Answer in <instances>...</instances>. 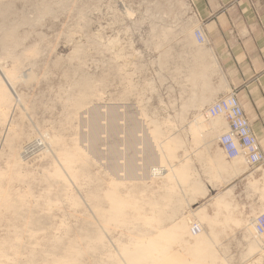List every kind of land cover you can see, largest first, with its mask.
Instances as JSON below:
<instances>
[{
	"label": "rangeland",
	"instance_id": "rangeland-1",
	"mask_svg": "<svg viewBox=\"0 0 264 264\" xmlns=\"http://www.w3.org/2000/svg\"><path fill=\"white\" fill-rule=\"evenodd\" d=\"M1 2L12 4V11L6 18L0 16V38L8 31L5 25H15L17 45L0 42V169L4 191L15 199L21 217L15 227L10 213L0 207V264L72 263L68 245L55 251L61 238L77 242L81 264L214 263L210 258H217V251L208 235L213 237L212 232L217 234L219 225L226 223L211 226L204 219L201 209L207 199L195 196L191 186L202 182L200 155L221 151L219 136L206 138L214 141L206 150V140L201 142L195 129L196 119L209 105L184 119L161 116L156 109L158 86L161 93L166 80L161 77L162 62L172 58L175 46L190 44L191 34L197 45L194 30L199 22L190 1ZM2 73L19 100L11 96ZM72 97H84L78 108L67 102ZM154 130L160 133L158 140ZM6 134L21 137L16 143L21 151L36 139L59 140L53 146L44 142L47 150L34 149L17 174L10 153L6 155ZM172 134L176 138L171 139ZM72 150L79 160L68 163ZM187 163L192 168L189 176L183 171ZM207 167L211 169L210 163ZM156 168L167 169V176L156 174ZM112 191L133 202L124 224L107 223L95 209L99 204L110 209L107 194ZM168 194L180 205L175 212L174 202L164 199ZM259 199L264 205L262 194ZM161 209L166 213H157ZM253 217L243 219L245 225L223 230L247 236L246 223ZM193 222L204 231L194 234Z\"/></svg>",
	"mask_w": 264,
	"mask_h": 264
},
{
	"label": "crops",
	"instance_id": "crops-1",
	"mask_svg": "<svg viewBox=\"0 0 264 264\" xmlns=\"http://www.w3.org/2000/svg\"><path fill=\"white\" fill-rule=\"evenodd\" d=\"M189 1L195 22L203 25L206 43L193 45L191 34L190 44L175 46L172 58L162 62L161 77L166 80L161 93L158 86L157 112L184 119L234 92L264 151V0ZM157 67L159 70L160 66ZM219 119L214 127L215 136L228 129L226 121ZM200 156L204 166L199 194L207 199L202 207L204 219L230 222L219 227L222 233L217 231L216 237L209 236L218 256L210 258L215 261L212 264H264V255L252 252L258 243L256 237L223 230L236 227L234 220L255 217L264 210L259 199L261 194L264 199V163L251 167L242 157L228 159L222 149L215 156ZM226 206L232 209L228 211Z\"/></svg>",
	"mask_w": 264,
	"mask_h": 264
},
{
	"label": "bare ground",
	"instance_id": "bare-ground-1",
	"mask_svg": "<svg viewBox=\"0 0 264 264\" xmlns=\"http://www.w3.org/2000/svg\"><path fill=\"white\" fill-rule=\"evenodd\" d=\"M3 1V0H2ZM2 3V2H1ZM0 3V16L1 15H4V16H2V19H3V17H7L10 13H11V11H12V4H8V3H2L1 4ZM7 15V16H6ZM13 23V22H12ZM7 24V23H6ZM3 25H5V24H3ZM5 26H7V29H8V31L6 32V30H4L5 31V34H4V37H2V38H0V42H1V44L4 46V45H6L7 44V42L9 41L10 43L7 45V46H9L10 45V47H12L13 46V44L14 45H17V43L15 42V37H13V32H14V30L16 29L15 28V25H5ZM5 26H3V27H5ZM2 29V28H1ZM4 29V28H3ZM195 39V38H194ZM195 41H196V43L197 44H200V43H198L197 42V40L195 39ZM15 42V43H14ZM202 44H200V46H201ZM203 45H205V44H203ZM9 49V48H8ZM196 52V51H195ZM197 53L199 54V55H202V53H201V50H198L197 51ZM205 53H207V51H205ZM196 54V53H195ZM206 55V54H205ZM211 55V54H210ZM197 56V55H196ZM208 56V55H207ZM199 57V56H198ZM203 57V56H202ZM205 58V57H204ZM208 58V57H207ZM199 59V58H198ZM197 59V60H198ZM201 59H203V58H201ZM206 59V58H205ZM204 60V59H203ZM205 61V60H204ZM200 62H202V61H200ZM203 63V62H202ZM201 63V64H202ZM203 65V64H202ZM202 65H201V67H202ZM203 68V67H202ZM195 69V68H194ZM193 69V70H194ZM197 69V68H196ZM194 71H196V70H194ZM201 71H203V70H201ZM200 71V72H201ZM193 72V71H192ZM199 72V73H200ZM201 73H203V72H201ZM193 74V73H192ZM194 74H195V72H194ZM193 74V75H194ZM198 74V73H197ZM2 75H3V79H4V81L6 82V83H8V86L10 87V90H11V93H12V95L11 96H13L14 97V99H18L19 100V96L17 95V93L15 92V90H14V88H13V84H11V81L9 80V78L6 76V74L4 75L3 73H2ZM202 76V75H201ZM195 77V76H194ZM2 92V91H1ZM10 93V94H11ZM6 94V93H5ZM4 94V95H5ZM8 94V93H7ZM10 96V95H9ZM4 97V96H3ZM85 97V99H86V96H84ZM84 97H72L71 99H69V100H67V102H69L70 103V106H74V107H76V108H78L79 106H80V104L83 102V98ZM11 99H12V97H10ZM4 100L6 99L5 97L3 98ZM2 99V100H3ZM7 99H8V97H7ZM21 99V98H20ZM15 102V101H14ZM20 104V103H19ZM67 104V103H66ZM69 105V104H68ZM10 110H11V108H10ZM11 112V111H10ZM6 113V112H5ZM1 114H3V113H1ZM7 114V113H6ZM200 114H202V113H200ZM4 115V114H3ZM206 116V115H205ZM204 115L203 116H199L198 117V119H196V121H195V129H197L196 131H198V135H200L201 136V138L204 140V141H202L201 139H200V137L198 138L197 136V138L196 139H200L201 140V142H205V140H206V142H205V147H206V145L208 146V143H213L214 141H209L208 142V140L209 139H211L212 140V138H215V132H214V127H215V125H216V123H217V121L215 122V121H213L211 124H206L207 122H206V117H205ZM1 117V116H0ZM218 119V118H217ZM12 123H13V118H12V116H10V115H8V122H7V125L8 126H11L12 125ZM209 123V122H208ZM7 128V127H6ZM35 130V129H34ZM191 131H193V132H195V133H197L196 131H194V130H191ZM154 132H155V136H154V139H156V140H158L159 139V135H160V133L157 131V130H154ZM193 132H192V134H193ZM193 135H197V134H193ZM192 135V137H194L195 138V136H193ZM55 136V135H54ZM5 137H7L6 138V140H7V144L9 145H7L8 146V148L10 149V151L8 152V153H6V155H7V157H8V154H9V163H10V165H13V167L12 168H15L16 169V173L17 174H20V173H22V171H20V169H22V166L24 165L23 164V161L26 159V158H28L29 157V155L32 153V151L34 150V149H38V148H41V149H43V148H45L46 146H45V143H47L49 146H53L54 144H56L57 142H58V140H59V138H58V140L56 139V138H50L49 136H48V139H47V137H44V139H36V140H34V141H32L31 142V144H29V145H26V146H24V148H23V150L21 151V149L22 148H18V149H20V150H18L17 149V146H18V144H16L19 140H21L20 138L21 137H19V136H15V135H12V136H7V134H6V136ZM31 137V136H30ZM57 137V136H56ZM173 138H176V136H174L173 134H172V136H171V139H173ZM194 138H193V141H194ZM208 140H207V139ZM196 139H195V142H197L196 144L198 145V141H196ZM25 142V141H24ZM45 142V143H44ZM17 145V146H16ZM42 145H44V146H42ZM201 145V144H200ZM199 145V146H200ZM209 146L211 147V145L209 144ZM204 147V148H205ZM210 147H209V149H208V151L210 150ZM1 148V147H0ZM4 148V147H3ZM8 149V150H9ZM36 149V150H37ZM48 148H45V150H47ZM201 150V149H200ZM203 150V149H202ZM206 150H207V147H206ZM37 151H39V150H37ZM51 151V150H50ZM163 151V153H164V150H162ZM44 152V151H43ZM201 152H203V151H201ZM200 152V153H201ZM2 152H0V154H1ZM46 153H47V151H46ZM5 154V153H4ZM56 154V153H55ZM1 155H3V154H1ZM1 155H0V157H1ZM53 157V156H52ZM2 160V159H1ZM76 160H79V154L76 152V151H74V150H72V151H69L68 153H67V162L68 163H71V162H75ZM190 161H192L191 159H190ZM62 164H65V162H61ZM8 164V163H7ZM191 164V163H190ZM10 165H8L9 167H11ZM28 166V165H27ZM191 166V165H190ZM189 166V164L187 163V164H185V166L183 167V171H184V173L187 175V176H189V172H190V170H192V168ZM17 168H18V170H17ZM162 168V167H161ZM11 169V168H10ZM1 170H2V168L0 169V207H3L4 209H6L7 211H8V213H10V221L12 222V224H13V226H15L16 227V224H17V221H18V219L21 217V210L17 207V203H16V201H15V199L12 197V196H10L6 191H4V187L2 186V181H3V174H2V172H1ZM12 170V169H11ZM65 170H67V168L65 169ZM161 169L160 168H156V169H154V171L156 172V174H159V175H164V176H167V169H163L162 171H160ZM14 172H15V170H14ZM154 172V173H155ZM68 173H69V171H68ZM167 173V174H166ZM174 174V173H173ZM66 174L64 173V176H65ZM63 175L61 174V177H62ZM83 176V175H82ZM174 176H176L175 174H174ZM88 177V176H87ZM90 178V177H89ZM65 179H66V177H65ZM70 179H73V177H70ZM74 179H75V177H74ZM176 179H178L177 177H176ZM67 182V181H66ZM90 182V181H89ZM168 185V184H167ZM164 186V185H163ZM191 186H193V189H195L194 191V195L195 196H197L198 194H199V192L201 191V189H202V187H200V186H198V184H197V182H193L192 184H191ZM167 187V189H171L172 190V185L170 184V185H168V186H166ZM95 194V193H94ZM93 194V195H94ZM169 194H171V192L169 191ZM169 194L167 195V196H169ZM174 194V193H173ZM98 195V194H97ZM100 195V194H99ZM96 196V195H95ZM167 196H166V198L164 197V199H174L173 197H171L172 196V194H171V196H169L168 198H167ZM177 196V195H176ZM107 197H108V199L110 200V204H111V206H110V209H108V210H106V209H104L102 206V208L99 206V205H97L96 207H95V209L96 208H98L96 211L97 212H99V211H101V212H99L100 213V217L101 218H104L103 220L104 221H106L107 220V223L109 222V223H111V222H114V223H121V224H124V223H126V222H128V220H127V216H126V209L127 208H130V205H132V201H130V200H128V198L127 197H125V196H123V195H118V194H116V192H111L110 194L108 193L107 194ZM99 199L100 200V202H98V203H101V199H100V197L99 196H97L96 197V199ZM104 199V198H103ZM174 203H172V205H173V211L175 212L177 209H178V207L180 206L179 205V203H177V204H175V201L174 200H172ZM179 201V200H178ZM76 202V201H75ZM79 202H76L75 204H77V205H79L78 204ZM180 203H181V201H180ZM175 204V205H174ZM179 205V206H178ZM182 205V204H181ZM178 206V207H177ZM100 207V208H99ZM177 208V209H176ZM95 209H94V212H95ZM225 209L226 210H231L232 209V207H230V206H226L225 207ZM102 210H105V211H102ZM142 209L141 208H138L137 209V211L139 212H142L141 211ZM202 210V212H203V215H204V211H203V208L201 209ZM219 210H220V207H219ZM163 211H164V209H163ZM162 211V209L159 211V212H157V213H159L160 214V212L162 213L163 212ZM173 211H171L170 213H168V215H169V217H171V214H173ZM221 211V210H220ZM219 211V212H220ZM97 212H96V214H97ZM140 212H139V214H140ZM99 213H98V215H99ZM143 213V212H142ZM164 213H166L165 211H164ZM94 214V213H93ZM141 215V214H140ZM194 215L198 218V214H196V213H194ZM230 216V215H229ZM232 216V215H231ZM97 217H99V216H97ZM101 218H99L100 220H101ZM87 220V219H86ZM97 220H98V218H97ZM102 221V220H101ZM100 221V222H101ZM207 221H208V223L212 226V224H215V223H219L220 221L216 218V219H209V218H207ZM238 220H234V223L236 224V226L238 225H245L244 224V222H246V221H239V222H237ZM89 224L91 223V220H89L88 219V221H87ZM99 222V221H98ZM103 222V221H102ZM228 222L229 221H226V224H228ZM106 223V222H105ZM221 223H223V222H220V224ZM224 223H225V221H224ZM230 223V222H229ZM86 224V223H85ZM88 224V225H89ZM92 224V223H91ZM102 224V223H101ZM234 224V225H235ZM247 225V230H248V235L247 236H249V233L250 234H252V235H254V237H255V233H254V229H253V226H252V220L251 221H249L248 220V223H246ZM100 225V224H99ZM103 225V224H102ZM101 225V226H102ZM222 225V224H221ZM249 225H250V227H249ZM217 226V225H216ZM219 227H220V225H219ZM102 228H104L103 226H102ZM106 228V227H105ZM211 228V227H210ZM213 228V227H212ZM218 228V227H217ZM216 227H214V229H217ZM250 228V229H249ZM204 229V228H203ZM202 229V231H204ZM213 229V230H214ZM219 229V228H218ZM220 229H221V227H220ZM212 230V231H213ZM85 231V230H84ZM201 231V232H202ZM217 231H219L220 233H222L221 232V230H217ZM216 231V232H217ZM87 232H89V229H87ZM13 233L14 234H18V232H17V230H16V228H14V231H13ZM213 234V236H215L216 237V235L218 234H216L214 231L212 232ZM219 233V234H220ZM199 234V233H198ZM208 237H209V235H208ZM217 238H218V236H217ZM219 239V238H218ZM217 239V240H218ZM220 240V239H219ZM256 240H258V243L256 244L257 246H256V248H254L253 249V253L255 254H257V253H259V255H261V256H263L264 255V244H263V242L260 240V239H257L256 238ZM67 241H65V239L64 238H61L57 243H56V245L54 246V248H55V251H56V249H59V248H61V247H63V246H65V245H68L69 247H70V249H69V251H68V253H69V255H70V258H72V263H69V262H67V263H65V264H81V258H80V256L82 255V252H81V249H79L78 248V245H77V242L76 241H70V242H68V243H66ZM212 242H213V240L212 239H210V237H209V240H208V243H211L212 244ZM215 242H218V241H215ZM214 243V242H213ZM219 243V242H218ZM217 243V244H218ZM251 243H255L254 241L253 242H251ZM250 243V244H251ZM18 245V247L19 248H21V246L22 245H20L19 243L17 244ZM103 245H106V244H103ZM252 245V244H251ZM254 246V245H253ZM249 248H251V247H249ZM55 251H53L52 252V254H54L55 253ZM251 250H249V252H250ZM252 252H250V253H252ZM261 253V254H260ZM110 254V253H109ZM3 255V252H2V247H1V245H0V258H1V256ZM111 255V254H110ZM109 255V256H110ZM253 255V254H252ZM111 257V256H110ZM264 257V256H263ZM260 258V257H259ZM261 259V258H260ZM257 261H259L258 259H256ZM255 263V262H254ZM253 263V264H254ZM251 264V263H250Z\"/></svg>",
	"mask_w": 264,
	"mask_h": 264
},
{
	"label": "built area",
	"instance_id": "built-area-1",
	"mask_svg": "<svg viewBox=\"0 0 264 264\" xmlns=\"http://www.w3.org/2000/svg\"><path fill=\"white\" fill-rule=\"evenodd\" d=\"M198 43L204 44L206 36L203 25L198 23L194 30ZM201 116L206 115L209 122L217 118L223 119L228 125L227 131L218 138V143L228 159L244 158L251 167L264 163V151L259 139L252 129L245 110L234 92L222 96L212 102ZM255 237L264 244V210L252 220ZM191 231L198 234L202 231L199 223H191Z\"/></svg>",
	"mask_w": 264,
	"mask_h": 264
}]
</instances>
